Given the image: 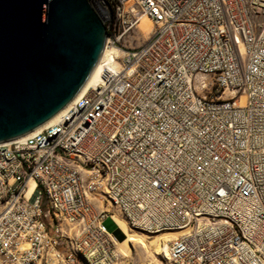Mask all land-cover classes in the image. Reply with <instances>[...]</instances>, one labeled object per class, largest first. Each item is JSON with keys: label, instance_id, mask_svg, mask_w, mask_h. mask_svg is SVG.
<instances>
[{"label": "built area", "instance_id": "built-area-1", "mask_svg": "<svg viewBox=\"0 0 264 264\" xmlns=\"http://www.w3.org/2000/svg\"><path fill=\"white\" fill-rule=\"evenodd\" d=\"M90 2L121 55L0 144V264H107L108 219L179 234L171 264H264V0ZM144 17L148 39L122 47Z\"/></svg>", "mask_w": 264, "mask_h": 264}, {"label": "water", "instance_id": "water-1", "mask_svg": "<svg viewBox=\"0 0 264 264\" xmlns=\"http://www.w3.org/2000/svg\"><path fill=\"white\" fill-rule=\"evenodd\" d=\"M107 37L90 0H0V144L60 115L89 81Z\"/></svg>", "mask_w": 264, "mask_h": 264}, {"label": "rangeland", "instance_id": "rangeland-1", "mask_svg": "<svg viewBox=\"0 0 264 264\" xmlns=\"http://www.w3.org/2000/svg\"><path fill=\"white\" fill-rule=\"evenodd\" d=\"M148 19L147 17H145ZM149 20V19H148ZM142 21V20H141ZM150 21V20H149ZM151 23V29L147 32H143L142 30L135 29L129 35L125 36L121 39L120 45L124 48H136L143 44L149 37L153 24ZM113 46H110L109 49L112 50ZM125 229L128 236L133 237L135 240L129 242L128 245L120 244L124 238V235L120 231L117 236L115 244H111L110 253L114 252V257L111 258L109 263L107 264H171L168 262L163 254H156V243L155 241H159V238L167 237L166 241L169 244L171 241H174L179 234L173 236L169 234H153L148 235L145 233H141L138 231H128L126 226L123 223H120ZM104 227L107 232L114 234L118 230L116 224L112 219H108L104 222ZM141 241V242H140ZM118 243V244H117ZM61 249L68 253L70 249L66 244L61 246ZM75 264H89L83 259H78V263Z\"/></svg>", "mask_w": 264, "mask_h": 264}, {"label": "bare ground", "instance_id": "bare-ground-1", "mask_svg": "<svg viewBox=\"0 0 264 264\" xmlns=\"http://www.w3.org/2000/svg\"><path fill=\"white\" fill-rule=\"evenodd\" d=\"M150 20V19H149ZM148 19H146L145 17L142 18V21L140 23V30H142L143 32H147L151 29V23ZM120 53L117 52L115 49L112 48V50L109 49V46L106 48V50L104 51L103 55H102V58L99 62V64L97 65V67L95 68L94 72L92 73L89 81L87 82V84L85 85V87L83 88V90L81 91V93L79 94V96L76 98V100L81 97L88 89H90L91 87L95 86V85H98L101 81V74L102 72L107 69V68H112L116 63V58H119L120 57ZM72 104V103H71ZM71 104L63 111L65 112L70 106ZM62 112V113H63ZM61 113V114H62ZM60 114V115H61ZM58 115L56 118H54L52 121H50L49 123H47L45 126H48L50 124H52L53 122H55L59 116ZM45 126H43L42 128H44ZM42 128L38 129L37 131L41 130ZM36 131V132H37ZM35 133V132H34ZM32 133V134H34ZM31 135V134H30ZM29 136V135H28ZM27 137V136H26ZM24 137V138H26ZM120 227L122 229V234L124 235V238L121 242H119V245L120 244H126L128 245L129 242L135 240L133 237L131 236H128V234L126 233L125 229L123 228V226L120 224ZM171 236L174 237V233L173 234H169ZM166 238L167 237H162V238H159V241H155L154 243H156V254H163L164 258L166 260H168V251H169V247L167 244V241H166ZM141 242V241H140ZM116 243V242H115ZM118 244V243H117Z\"/></svg>", "mask_w": 264, "mask_h": 264}]
</instances>
